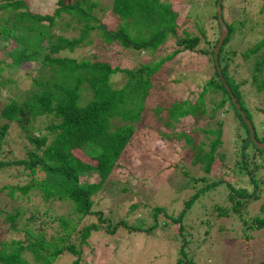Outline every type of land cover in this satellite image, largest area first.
I'll return each mask as SVG.
<instances>
[{
	"label": "trees",
	"instance_id": "trees-1",
	"mask_svg": "<svg viewBox=\"0 0 264 264\" xmlns=\"http://www.w3.org/2000/svg\"><path fill=\"white\" fill-rule=\"evenodd\" d=\"M262 3V0L250 1L253 10L254 6L258 9L257 14L262 12ZM171 5L161 0H110L108 4L101 0H57L51 12L42 13L30 10L28 0H0V169L20 167L28 172L23 185L1 188L8 189L7 196L17 205L10 211H0L5 213V228L9 230L5 240L0 241V264H54L64 254L74 257L72 264H79L81 250L77 246L87 247L92 234L121 233V238L137 233L150 235L157 226L170 229L168 236L174 240L176 249L175 264H197L186 250L189 240L184 219L191 209L199 211L198 203L209 192L223 188L228 194L219 205L212 206L217 211L215 216L207 218L214 222L218 217H228L246 234L264 229V215L247 218L244 214L250 203L264 198V155L261 154L264 149H258L250 140L247 125L223 84H227L250 121L255 140L263 142L264 134L259 140L252 118L240 100L239 85L229 76L228 54L224 48L233 32L226 26L228 35L217 54L222 80L213 59L219 31L213 43L209 45L205 40L207 47L198 49L199 37L183 30V23L179 26L177 11ZM219 5L221 7V2ZM68 17L81 24L77 38L60 33L61 21ZM213 18L217 23V16ZM124 24L126 30L120 28ZM135 27L145 36L128 37V29ZM92 33L98 41L95 48L89 50L86 47L91 44ZM261 34L260 44L256 42L243 53L244 58L264 49V33ZM169 36L173 38L172 51L165 54L161 47ZM156 50L164 52L159 61L132 67L128 51L144 56L143 52ZM107 52H111L112 61ZM182 52L206 56L212 68L211 76L192 98L172 97L169 102L166 97L173 95H165L163 91L167 79L174 75L173 66L164 63ZM263 63L260 54L252 70L254 83ZM160 70L166 75L165 81L161 80ZM20 73L29 87L17 101L12 95L17 92L16 78L19 79ZM117 74L123 78L119 84L113 79ZM192 75L196 73L193 71ZM261 82L264 81L259 79ZM216 93H220L221 98L208 113L203 98ZM225 106L226 111L232 107L245 136L238 127L230 155L237 153L239 158L234 156L230 169L218 170L217 165L224 159L218 148L221 128L213 129L209 121L217 109ZM146 114L148 120L160 126L157 132L174 146L183 163L199 164L197 177L189 178L191 186L186 188L194 187L195 191L183 200V209L176 215L162 207H153L147 227H142L136 219L113 224L103 215L99 193L103 192L107 180L113 179L115 184L121 178L132 181L133 177L123 178L119 168L128 162L125 154L137 135L139 124L145 122ZM40 118L47 122L44 130L51 139L27 135L29 146L19 147L23 157L3 159L9 130L35 131L33 122ZM75 151L88 160L76 156ZM239 175L247 186L236 181ZM91 177H94L92 182ZM32 200L41 205L25 216L28 211L25 205ZM55 205L61 210L59 215L53 214ZM39 211H42L40 215ZM41 216L49 218V235L44 226L46 222L40 221ZM208 228L210 226L205 234ZM26 257H31V261Z\"/></svg>",
	"mask_w": 264,
	"mask_h": 264
},
{
	"label": "rangeland",
	"instance_id": "rangeland-1",
	"mask_svg": "<svg viewBox=\"0 0 264 264\" xmlns=\"http://www.w3.org/2000/svg\"><path fill=\"white\" fill-rule=\"evenodd\" d=\"M56 1L28 0V5L32 11L45 13L54 9ZM101 1L107 4L110 2V0ZM250 1L254 0H161V2L173 5L171 7L174 11H177L178 24L180 26L183 23L181 26L183 30L192 36L199 37L198 49L207 47L205 40L209 45L213 43L217 31H220L217 26L219 21H217V24L213 17L217 16V5L221 2L222 23L230 27L233 32L229 41L226 42V48H224L227 49L228 54L226 59L228 57L229 76L239 85V94L242 96L240 100L251 116L256 128V135L260 140L264 134V82L259 83V79L264 81V63L260 71L256 72V83L252 81L251 75L260 54L264 59V49L256 54L249 55L247 58H244L242 54L261 42V36L259 37V35L264 33V3L260 5L262 12L257 14L258 9L254 6L255 10H253ZM262 1L264 2V0ZM61 24L63 25L60 27L62 35L68 38H77L80 35L81 24H76L72 18L62 19ZM65 24L66 27H64ZM120 28L126 30L127 26L124 24ZM177 31L180 33L181 28ZM127 32L130 38L145 36V33L136 27L128 29ZM90 40L91 44L86 47L89 50L95 48L98 39L92 33ZM172 41L173 38L169 36L164 43V47H161L165 49V54L172 51ZM107 54L109 61H112L111 52H107ZM127 54L130 55L129 60L132 61V67H137L139 63L152 60L159 61L164 52L159 50L154 52L145 51L143 52L144 56H142L136 51H128ZM164 65L173 66L172 73L174 75L167 79L166 90L163 91L165 95L166 93L173 95L169 96L170 99L166 97L169 102L172 101V97L192 98V94L198 93L205 81L211 76L212 68L208 58L199 53L195 55L191 52H182L177 54L171 61L165 62ZM32 67L36 68L34 65ZM28 69L29 67H26V70ZM193 71L196 75H192ZM163 73L161 71L164 78H161V80L165 81L166 75ZM121 76L117 74L113 77L116 83L122 82L123 78ZM16 82L18 84L17 92H14L12 96L20 101L19 96L26 91L29 84L27 80L23 79L22 73L19 74L18 80L16 78ZM258 85H260L259 88ZM157 93H159L158 89H156ZM220 98V93L205 95L203 105L206 112L210 113ZM226 108L225 106L217 109L213 114V118L209 121V126L212 124L213 129L221 128L219 133L221 145L218 148L224 154V159L222 163L217 165L218 170L230 169L234 164L230 161H233L234 156H239L237 153L230 155L233 138H235L238 127L244 134L241 132V135L245 136V132L239 126L232 107L227 111ZM144 119L145 122L139 124L136 129L137 135L125 154L128 157V162L122 163L123 166L120 165L119 168L120 175H123L122 177L125 179L126 177H133L132 181H123L121 178L115 184L113 179L107 180L103 192L99 193V206L104 210L103 215L108 217L113 224L120 220L130 222L136 219L142 227H147L151 223L148 215L153 207H162L167 213L176 215L183 209V200L195 191L194 187L190 190H186V188L191 186L189 178L197 177V172L200 169L199 164L183 163V159L175 153L174 146L167 142L164 136H161V132H157L160 126L148 120V115ZM216 121L218 122L217 127H215ZM33 124L36 130H30L29 134L23 133L17 128L9 130L7 135L8 144L2 153L3 159L23 157V152L19 147L29 146L25 139L27 135L32 138L46 136L48 141L51 139L50 134L44 130L47 122L43 118L37 119ZM249 149L251 150V148ZM261 152L264 155V151ZM74 153L78 157L82 156L83 160H88L83 157L81 152L75 151ZM187 159L188 155L185 154V160ZM235 172H237V169ZM27 173L20 167L0 169V211H10L11 208L17 205L15 201L7 196L8 189L1 190V188L3 186L23 185L25 182L24 175ZM240 176L236 181L241 186H247ZM93 179L94 177L90 179V182ZM154 179L158 181L155 182ZM123 189L125 190L122 191ZM35 194L36 192L32 193V197ZM227 194L225 188L209 192L208 195L203 197L202 202L198 203V212L193 209L187 212L188 215L184 219L185 231L189 240L186 250L193 256L194 262L197 264H259L264 262V229L254 230L246 234L242 228L233 223L234 220L231 221L228 217H218L214 222L207 218L210 215L215 216L217 211H214L212 206L221 203L222 198L224 199ZM40 205V202L34 200L25 205L28 207L25 216H28ZM262 206L264 207V198L256 200L255 203H250L244 214L247 215V218L254 215L263 217ZM54 207L56 211L53 214L59 215L61 210L57 205ZM41 212L39 211L37 214L40 215ZM4 217L5 213H0V241L5 240L9 231L5 228L7 223L4 222ZM231 217L235 216L232 215ZM40 221L42 224L46 222L44 223V226H47L46 233L47 229L50 231L49 218L41 216ZM209 226L210 228L205 234ZM219 226H221L220 230L218 229ZM174 228L176 229L177 226ZM169 230V227L161 229L160 226H157L150 235L137 233L129 237L124 235L123 238H121V233H115L114 235L92 234L88 239L87 247L82 246L80 248L77 246L81 250L79 264H175L173 253L174 250L176 252V249L174 240L168 236L171 234ZM176 230H172L174 234L177 233ZM26 259L31 261V257H26ZM73 260L74 257L64 254L54 264H72Z\"/></svg>",
	"mask_w": 264,
	"mask_h": 264
},
{
	"label": "water",
	"instance_id": "water-1",
	"mask_svg": "<svg viewBox=\"0 0 264 264\" xmlns=\"http://www.w3.org/2000/svg\"><path fill=\"white\" fill-rule=\"evenodd\" d=\"M217 8H218L217 19L220 23V31H219V36H218V42L216 43V46L213 48V59H214L215 65H216V69L220 75V78L223 80V77L221 76L220 68L218 65V61H217V54H218V51H219V48H220L222 42L224 41V39L228 35V30H227L226 26L222 23L221 7L219 5H217ZM102 28L105 29L104 26H102ZM223 84H224V87L227 89L228 93L231 95L232 103L235 105V108L238 110L239 114L241 115L242 119L244 120L245 124L247 125V128H248L249 133H250V140L255 144V147H257L258 149H264V141L258 142L255 140L254 133H253V127L250 124V121L246 118L244 112L240 109L239 104L236 102L235 97L232 96L227 84L225 82H223Z\"/></svg>",
	"mask_w": 264,
	"mask_h": 264
},
{
	"label": "clouds",
	"instance_id": "clouds-1",
	"mask_svg": "<svg viewBox=\"0 0 264 264\" xmlns=\"http://www.w3.org/2000/svg\"><path fill=\"white\" fill-rule=\"evenodd\" d=\"M226 26V25H225Z\"/></svg>",
	"mask_w": 264,
	"mask_h": 264
}]
</instances>
